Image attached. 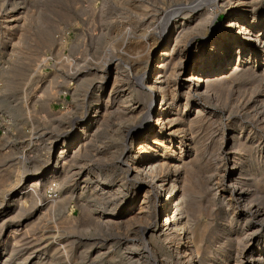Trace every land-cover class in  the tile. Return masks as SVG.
<instances>
[{"label": "rangeland", "instance_id": "374dc122", "mask_svg": "<svg viewBox=\"0 0 264 264\" xmlns=\"http://www.w3.org/2000/svg\"><path fill=\"white\" fill-rule=\"evenodd\" d=\"M191 1L0 0V178L2 181L0 186L8 189L11 186V179H14L19 171L21 174L34 173L35 161L48 160L46 153L51 142L49 140L64 138L68 132L74 131L81 118L85 119L92 113L93 98L98 96L104 98L105 95L100 92L91 95L88 93L85 96L86 88H81L76 80L66 77L70 71L73 72L72 69L86 66L83 69L85 71L91 67L89 61L96 59L102 61L105 54L111 52L110 44L115 43L116 38H121L118 28L120 25L129 24L130 26L126 28H134L136 34L145 35L147 38L159 37L158 25H162L166 13L174 7H180L179 4ZM141 16L142 20H140ZM159 19H163L162 22ZM223 19L224 15L220 14L216 22H222ZM125 26L123 29H126ZM114 29L116 33L111 31ZM118 33L120 37L117 36ZM201 41L202 39H198L197 42ZM78 54L80 55L77 56ZM67 61L71 63L67 64ZM145 66L146 64L143 65ZM229 82L223 96L221 95L220 102L224 97L221 104L217 101L209 102L211 112L210 115L207 114V118L211 121L202 120L203 124L198 130L201 150L199 158L193 160V152H190V156L187 155L185 159L190 168L184 166L178 173V187L181 192L187 193L185 194L189 199L187 202L192 205L190 207L187 203L189 217L207 226L204 240L207 246L206 254L200 252L197 257L203 262L201 264H213V261L218 260L219 240L224 239L225 236L227 238L224 241L231 238L228 235L230 227L231 230L241 228L248 233L253 232L260 239V243L264 244V221H262L264 219V76L258 79L253 77L234 79ZM177 90L179 91L178 88ZM182 92L180 90L178 94L179 104L184 103ZM118 123V115H110L108 122L94 127L96 130L90 141L86 139L75 146L72 160L67 158L69 166L65 172H68L69 181L64 186L55 191L50 184L39 186V196L43 203L48 199L49 201L55 199L49 204L51 206L48 210L42 211L44 218L41 215V218L37 219L39 213L33 211V207L40 200L37 198L39 196L35 198L29 196L23 206L22 210L25 212L23 215H26L25 217L32 215L34 223L32 227L27 228L28 230L26 228L22 230L24 232L22 239L27 237L31 240L33 235L42 238L41 234H43V237L55 236L54 238L58 237L61 241L51 239L48 242L46 238L39 243L27 244L26 241H22L24 244L21 242L19 249L37 250L38 247L45 246L48 248L46 249L48 251L45 250V256L50 253L58 257L66 249L67 254H63L64 257L61 256L55 264H66L68 260L67 264H127L128 260L136 257L134 254H143L144 248L141 245L143 236L140 231L146 225L145 221L141 222L143 226L141 223H131L132 225L128 226L115 219L120 210L126 206L127 189L132 182V180L131 182L127 179L123 180L124 174L117 163L124 140V138L118 139L115 133ZM222 133H224L223 140ZM233 138L236 141L232 142ZM219 141L224 142L222 143L224 146L220 149L217 148L221 143ZM227 143L228 146L231 144L229 152ZM125 144V147H130L128 141ZM237 147L242 151L240 154L245 157H238V160L244 161L241 172H247L249 166L254 168L247 175V179L244 180L246 183L242 186L246 192L248 191L250 200L242 207L244 211L241 213L242 210L235 207L233 200L230 199V190L228 191L233 151ZM54 157L51 155L49 164L52 162L58 164L59 160L56 161ZM172 159V156L166 158L165 163L169 164ZM166 170L165 165L159 171L161 177L163 174L173 173L172 170ZM97 174L100 177H108L107 180L111 185L113 184V187L95 190V186H90L88 179L96 177ZM56 200L61 202L59 201L54 208ZM153 206L152 202L149 203L151 219L154 213ZM137 207L138 205L134 209ZM256 208L260 209L263 215L261 220L254 222L256 220L250 218V214ZM13 213L14 211H9L0 216V222L4 219L6 221L1 229L3 231L0 236L1 243L11 227L17 224L16 220L19 218H13ZM149 220L147 224L152 221ZM40 223L44 225L41 226ZM45 227L49 230L47 231ZM159 233L158 231L154 233L149 240L152 245L154 244V255L159 260L165 259L166 264H175L169 244L160 238ZM126 239H135V241L128 242ZM7 245L11 247L9 243ZM9 246H6L8 248L3 252L2 260L9 254ZM227 246L222 249L223 254L226 250L232 252L233 249ZM253 257L255 261L262 255L257 251L249 259ZM241 258L244 259L241 260V264L248 262L243 256Z\"/></svg>", "mask_w": 264, "mask_h": 264}, {"label": "bare ground", "instance_id": "6f19581e", "mask_svg": "<svg viewBox=\"0 0 264 264\" xmlns=\"http://www.w3.org/2000/svg\"><path fill=\"white\" fill-rule=\"evenodd\" d=\"M262 1L264 0H192L189 3L179 4L180 7L169 10L162 25H158L159 37L147 38L145 35L136 34L134 28H126L128 23L127 26L123 25L126 29H123V26L119 24L121 38H116L117 41L111 43L112 45L109 43L112 46L111 52H107L102 61H100L101 59L100 62L97 59L89 61L91 67L85 71L83 69L86 66L81 69L76 67L75 70L71 68L73 72H68L66 77L76 80L81 88L85 87V96L94 92L103 93L105 96L102 99L99 96L93 98L92 113L85 119L81 118L74 131L68 132L64 138L49 140L51 142L49 146L47 145L48 152L46 153L48 160L35 161L36 171L34 173L26 174L23 171L24 173L21 174L19 171L15 174L14 179H11V186L8 189L0 186V216L14 211L13 218H19L16 220L17 224L9 230L6 238L2 243L0 242V264L1 261H3L2 264H55L61 256L64 257L67 254L65 249L59 257L56 254L50 255V253L45 256V250L48 249L45 246L38 247L37 250L34 248L19 249L22 241H26L27 244L39 243L43 238H46L48 242L51 239L61 241L58 237L54 238L55 236L43 237L44 235L41 234L43 228L40 230L42 238L33 235L31 240H28L27 237L22 239L24 233L22 230H25L24 228L28 230L27 228L32 227L34 223L32 215L25 217L26 215H23L25 212L22 209L29 196L33 198L39 196V186L50 184L55 191L69 181L68 172H65L69 166L67 158L72 160L75 146L86 139L90 141L94 130H96L94 127L108 122L112 114L119 117L115 133L118 139L124 138L117 163L124 174L123 180L127 179L130 182L132 180L128 185L130 187L126 188L128 195L126 206L120 210L115 219L128 226L132 225L131 223L146 222L140 231L143 236V238L141 237L143 254H134L136 257H132L126 263L166 264L165 259L156 258L153 253L154 244L152 245L149 241L157 231L160 232V238L169 244L175 264L203 263L197 257L200 252L205 253L207 249L204 242L207 226L189 217L188 209L192 205L187 202L188 197L185 195L187 193L181 192L178 187V173L184 166L190 168L185 160L187 155L193 152V160L199 158L201 150L198 143V130L203 124L202 120L211 121L207 118L211 112L209 111L210 100L214 103L220 102L229 80H240V78L247 77L258 79L264 76V2ZM220 14L224 15V19L217 23V17ZM140 20H142V16ZM162 20L160 21L162 22ZM116 30H118L117 27ZM111 31L115 32V29ZM198 39H202V41L198 43ZM75 58L77 57L75 56ZM70 63L67 61V64ZM144 64H146L145 67H143ZM65 80L67 81V79ZM61 81L59 80V82ZM177 88L179 91H183L184 103L179 104ZM189 101L191 103H188ZM223 135L224 133H222V140ZM127 141L130 144L129 148L125 147ZM234 141H236L235 138L232 139V142ZM219 142L221 143L219 146L217 145L218 149L224 146L223 141ZM227 149L229 152L231 144ZM233 152V165L229 174L231 182L228 185V191L230 190V199L233 200L235 207L242 210V207L246 206L250 200L248 191L246 192L242 186L246 183L244 180L247 179V175L254 168L247 166V172L242 173L241 165L244 164V161L243 159L238 160V157L243 158L244 155L240 154L242 151L238 147ZM51 155L55 156L56 161L59 160L58 164L53 162L49 164ZM171 156L172 162L166 164L165 159L171 158ZM165 165L167 170H172L173 173L163 174L161 177L159 171ZM107 178L97 174L96 177L86 179L89 180L90 186H95L94 189L98 190L113 187ZM37 198L40 200L33 207V211H38V219L44 214L42 211L48 210L51 206L49 204L55 199L51 201L48 199L43 203L41 196ZM59 201L56 202L54 208ZM151 202L154 204L152 219L148 210ZM137 205L138 207L134 209ZM250 215V218L257 222V220H261L263 214L260 209L256 208ZM48 216L46 217L48 218ZM148 220L151 221L149 224H147ZM5 223V219L0 222V236ZM42 224L40 223L41 226ZM19 227L21 228L19 229ZM137 231L139 230L137 229ZM51 234L49 233V235ZM228 235L231 237L228 241H224L226 236L224 239H220V242L218 241V260L213 261V264H241L244 260L241 256L248 260L245 264H256L257 262L264 264V244L260 243V239L253 232L248 233L241 228L231 230L230 227ZM126 240L128 242L135 241V239ZM8 243L11 244V247L7 245ZM22 244L24 243L22 242ZM226 245L233 250L232 252L226 250L223 254L222 249ZM6 246L10 247V251L2 260L3 252L8 248ZM130 249L133 250V248ZM257 251L262 257L255 261L254 257L249 259ZM35 258L37 259L35 260Z\"/></svg>", "mask_w": 264, "mask_h": 264}]
</instances>
